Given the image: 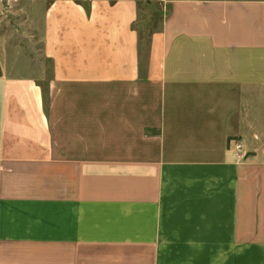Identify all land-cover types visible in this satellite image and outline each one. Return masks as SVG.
Segmentation results:
<instances>
[{"label":"crops","instance_id":"crops-1","mask_svg":"<svg viewBox=\"0 0 264 264\" xmlns=\"http://www.w3.org/2000/svg\"><path fill=\"white\" fill-rule=\"evenodd\" d=\"M168 3L144 76L129 4L54 2L45 89L0 46V264H264V0Z\"/></svg>","mask_w":264,"mask_h":264},{"label":"rangeland","instance_id":"rangeland-1","mask_svg":"<svg viewBox=\"0 0 264 264\" xmlns=\"http://www.w3.org/2000/svg\"><path fill=\"white\" fill-rule=\"evenodd\" d=\"M55 1L57 0H0V46L6 49L3 55L10 65L9 70L35 76L42 89H45L47 79L53 74L52 60L44 57L42 47L44 16ZM72 1L84 10L87 18L92 9L99 11L98 13L118 6L126 10L129 4L133 18L128 25L136 38L138 73L144 76L152 36L160 31L163 20L168 15V0ZM250 94L247 96V106L255 107L254 111L258 114V95L250 97ZM253 94H258V90ZM252 177L248 178V187Z\"/></svg>","mask_w":264,"mask_h":264},{"label":"built area","instance_id":"built-area-1","mask_svg":"<svg viewBox=\"0 0 264 264\" xmlns=\"http://www.w3.org/2000/svg\"><path fill=\"white\" fill-rule=\"evenodd\" d=\"M236 151H237V156L240 158H244L245 156H247V153L244 152L242 150V144L239 140L235 141V145H234Z\"/></svg>","mask_w":264,"mask_h":264}]
</instances>
